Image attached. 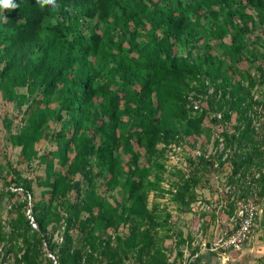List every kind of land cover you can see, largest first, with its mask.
I'll list each match as a JSON object with an SVG mask.
<instances>
[{"label": "trees", "instance_id": "obj_1", "mask_svg": "<svg viewBox=\"0 0 264 264\" xmlns=\"http://www.w3.org/2000/svg\"><path fill=\"white\" fill-rule=\"evenodd\" d=\"M14 2L17 9H0V89L11 101L27 99L20 95L21 88L30 93L40 90V103L29 108L32 114L26 128L11 140L30 158L35 145L46 137L47 125L63 122L55 134L57 151L42 157L46 179L40 184L48 188L50 198L34 207L39 225L45 230L55 201L79 187L75 175L93 182L92 159L109 174L112 186L125 179L124 204L106 203L92 185L83 207L71 203L69 211L77 218L90 211L103 231L134 219L130 234L117 237L115 245L88 223H81V231L89 235V251L83 256L71 249L72 237L66 234L58 263L127 264L135 257L137 264H168L155 243L158 216L147 204L149 192L161 190L163 176L157 173L151 178L157 166L142 162V149L151 154L160 142L170 143L182 131L201 132L205 114L190 116L188 95L195 80L205 87L202 76L212 82L224 80L223 100L231 94V108L247 120L239 140L250 141L252 124L245 116L248 107H243L247 94H240L249 93L256 81L250 73H242L238 83L231 82L233 77L224 68L225 61L211 51V42L220 41L219 49L234 64L243 60L246 41L259 24L264 25V0H57L55 9L41 8L35 0ZM181 47L191 49L183 56L178 53ZM52 101L58 102L57 107H50ZM223 103L218 102L219 110ZM225 116L231 118L228 111ZM246 144L252 150L235 161L236 168L254 162L264 138L259 144L253 140ZM57 164L68 166L67 173ZM198 182L191 177L178 185L173 199L181 209H190L197 200ZM16 184L31 192L30 183ZM16 215L12 238H24L25 264H38L40 232L32 229L21 208ZM7 236L0 225V249L2 242H9Z\"/></svg>", "mask_w": 264, "mask_h": 264}, {"label": "rangeland", "instance_id": "obj_2", "mask_svg": "<svg viewBox=\"0 0 264 264\" xmlns=\"http://www.w3.org/2000/svg\"><path fill=\"white\" fill-rule=\"evenodd\" d=\"M227 39H230V36ZM219 43L220 41H212L211 51L225 61L224 68L227 69L229 77H233L231 82L238 83V80L242 79V73L244 75L250 73L256 81L254 87H249V93L242 92L240 96L244 97L243 95L247 94L243 107H248L245 116L251 120L253 129L248 140L259 144L264 138V25L259 24L252 38L246 41L243 60L235 63L236 65L224 56L219 49ZM190 49V47H181L178 53L185 56ZM197 54L195 52L194 57ZM213 83L214 93L211 90L210 93L206 85L201 86L197 80L190 86L193 89H190L189 95L193 93L202 101V111L197 113L192 110L188 102L190 116L193 118L205 114L200 133L188 135L182 131L170 143L160 142L155 152L151 154L142 149L143 163L152 166L155 164L157 167L162 165L155 167L151 176L152 179L157 173L163 176L161 190L149 192L147 201L148 208L155 210V216H158L156 219L160 223V226L153 231L156 235L155 243L167 256L168 264H179L184 260L185 254H191L189 259L192 262L205 253H217L209 249L216 238L218 230L216 221L219 219L221 222L219 230L229 227L230 217L237 215L243 204L254 203L258 208V217L245 247L241 251H230L226 255L229 256V260L225 263L223 256L218 254L216 263L236 264L232 262L236 260L244 264H264V195H260L264 177V147L259 148L260 155L253 163L236 168L235 161L245 157L252 150L251 146H246L250 141L239 140L240 131L247 126V120L243 118L240 110L231 108V94H226L223 100V88L220 85L224 80L219 78ZM233 86L231 85L229 89ZM244 87H248L247 81H244ZM18 91L20 95H26L27 99L8 100L0 89V225L9 235L7 236L9 242L4 241L1 245L0 264H25L23 258L28 250L23 237L17 240L11 235L17 211L21 208L26 213L24 196L8 194L6 187L13 183H25V185L30 183L34 207L40 202L49 200L48 188L40 184L46 179V165L42 163V157L57 151L55 134L63 125L61 120L49 123L46 127V137L35 145V150L29 158L22 147L14 145L11 138L26 128L32 114L29 108L36 107L37 103H40V90L30 93L29 89L24 87ZM219 101L221 103L224 101L223 110L218 108ZM57 105V101L50 103V107ZM226 111L230 113V119L226 118ZM220 115H223L221 119ZM99 141L100 137H97L96 142ZM70 155L73 160L75 152L72 150ZM58 157L56 156L57 159ZM129 158L127 157L125 161ZM125 163L123 167L127 168ZM57 167L65 173L69 169L68 166L62 167L59 164ZM92 167L93 182L86 176L75 175L74 179L79 182V187H75L66 196H60L55 201L53 213L45 230L41 225L37 229L32 228L40 232L38 264H48L50 260L56 264L52 255L59 261L60 246L64 243L66 234L72 237L71 249L81 251L84 256L90 246L87 244L89 235L84 234L80 228L83 222L88 223L89 228H95V233L107 241L111 240L114 245L117 237H126L130 234L134 219L123 222L117 229L109 228L103 231L95 219L91 218L90 211H82L80 218L69 211L71 203L78 205L79 208L83 207L86 193L91 190L92 185L106 203L124 204L127 197L125 179L122 178L121 183L114 187L109 183V174L95 159H92ZM191 177H196L199 181L195 187L197 200L190 209L183 210L174 202L173 193L178 185L182 184L183 179ZM98 212L99 210L96 209V214ZM200 224L201 230L198 231ZM11 245L13 250L9 249ZM187 246L189 248H186ZM211 260L210 258L209 261ZM137 263L135 257L127 260V264Z\"/></svg>", "mask_w": 264, "mask_h": 264}, {"label": "built area", "instance_id": "obj_3", "mask_svg": "<svg viewBox=\"0 0 264 264\" xmlns=\"http://www.w3.org/2000/svg\"><path fill=\"white\" fill-rule=\"evenodd\" d=\"M206 88H208L209 92L211 90L214 93V83L209 77L203 78ZM210 92V93H211ZM221 95V94H220ZM191 104L192 110L194 112L202 111L201 100L198 99L195 94L191 93L189 95V100ZM223 115H220V119ZM201 154V153H200ZM7 191L14 193L15 195L22 194L24 196V201L27 203L26 205V215L27 218L34 229L39 227V223L36 217V212L34 210V205L32 203V194L30 191L26 190L24 186L18 185L16 183L10 184L6 187ZM12 207V206H11ZM257 206L254 203H246L241 206L237 215H233L229 219V227L222 228L219 230L221 226V222L218 219L216 224L218 226V230L216 232V238L214 240L213 246L210 251L217 252L220 256H223L226 259V255L229 254L230 251H241L245 247L246 243L251 237L253 229L256 225L258 210ZM201 230V224L198 226V231ZM186 248H189L187 246ZM189 250V249H187ZM189 255L185 254L184 260L179 264H190L191 260L189 259ZM52 258L59 264L57 258L52 255Z\"/></svg>", "mask_w": 264, "mask_h": 264}, {"label": "clouds", "instance_id": "obj_4", "mask_svg": "<svg viewBox=\"0 0 264 264\" xmlns=\"http://www.w3.org/2000/svg\"><path fill=\"white\" fill-rule=\"evenodd\" d=\"M35 2L41 8H44L45 6H49L54 9L59 7L57 0H35ZM18 7L19 5L15 3L14 0H0V9L12 11L17 9Z\"/></svg>", "mask_w": 264, "mask_h": 264}, {"label": "crops", "instance_id": "obj_5", "mask_svg": "<svg viewBox=\"0 0 264 264\" xmlns=\"http://www.w3.org/2000/svg\"><path fill=\"white\" fill-rule=\"evenodd\" d=\"M210 258L212 259L211 261H209ZM218 258V253H205V255H200L198 258L194 259L190 264H210V262L216 263V260L218 262ZM216 264H220V262Z\"/></svg>", "mask_w": 264, "mask_h": 264}, {"label": "water", "instance_id": "obj_6", "mask_svg": "<svg viewBox=\"0 0 264 264\" xmlns=\"http://www.w3.org/2000/svg\"><path fill=\"white\" fill-rule=\"evenodd\" d=\"M227 260H229V256L225 259L224 263H225ZM232 260H233V259H232ZM232 262H234V263H236V264H244V263H242V262H240V261H236V260H233Z\"/></svg>", "mask_w": 264, "mask_h": 264}]
</instances>
